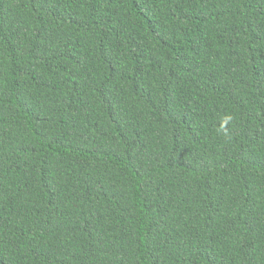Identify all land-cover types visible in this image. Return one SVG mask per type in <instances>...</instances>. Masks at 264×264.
Returning <instances> with one entry per match:
<instances>
[{"label":"trees","instance_id":"1","mask_svg":"<svg viewBox=\"0 0 264 264\" xmlns=\"http://www.w3.org/2000/svg\"><path fill=\"white\" fill-rule=\"evenodd\" d=\"M0 264H264V0H0Z\"/></svg>","mask_w":264,"mask_h":264}]
</instances>
